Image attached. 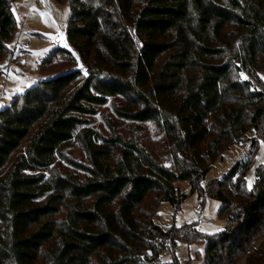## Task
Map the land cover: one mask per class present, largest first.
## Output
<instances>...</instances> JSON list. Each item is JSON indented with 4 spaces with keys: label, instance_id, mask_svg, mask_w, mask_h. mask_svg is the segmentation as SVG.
Here are the masks:
<instances>
[{
    "label": "trees",
    "instance_id": "obj_1",
    "mask_svg": "<svg viewBox=\"0 0 264 264\" xmlns=\"http://www.w3.org/2000/svg\"><path fill=\"white\" fill-rule=\"evenodd\" d=\"M15 1L0 0V59L13 55ZM59 1L70 4L65 36L85 69L59 75L77 61L56 46L44 68L61 55L72 66L0 110V264H163L180 239L206 243L203 264H264V165L246 184L264 138V0ZM113 97L119 115L167 133L173 169L132 138L98 143L83 128V180L31 174L49 171L88 123L82 116ZM246 142L247 158L203 186L223 151ZM177 182L222 203V232L155 222L160 202L185 198Z\"/></svg>",
    "mask_w": 264,
    "mask_h": 264
},
{
    "label": "rangeland",
    "instance_id": "obj_2",
    "mask_svg": "<svg viewBox=\"0 0 264 264\" xmlns=\"http://www.w3.org/2000/svg\"><path fill=\"white\" fill-rule=\"evenodd\" d=\"M12 10L17 22V29L8 47L12 53L0 59V110L9 106L13 99L21 95L41 81L54 77L55 73L72 66L71 61L64 55L58 56L51 68H44L43 62L50 51L62 44L66 39V30L71 7L68 1L59 0H16ZM46 13L47 15H41ZM54 35L59 38L51 40L45 35ZM26 46L23 56L15 59L16 46ZM39 53V54H38ZM120 97H113L105 106L97 109L93 116H82L88 123L80 128L76 138L62 148L56 155L50 170L31 172V174L44 173L65 177L75 174L83 180L86 174L80 166H89L87 154L77 137L83 128H91L99 134L98 143L103 139L111 138L115 133L121 134L124 140L131 138L144 148L154 159L166 168L173 169L172 145L167 133L155 122H137L122 117L117 113L122 108ZM255 136V134H252ZM251 151V143H234L225 149L220 157L213 162L203 186L210 181L223 179L233 166L244 161ZM264 165V138L260 139L254 154L251 169L246 176V184L252 189L256 182V170ZM181 194L185 195L181 205L174 207L171 203L160 202L155 222L165 231L173 227L181 228L193 225L205 235H215L222 232L227 225V218L220 214L222 203L216 199L201 196L193 192L188 182L175 184ZM200 205V215L194 214V208ZM166 243L169 244L168 240ZM206 258V243L204 241L189 242L184 239L177 240L174 252L165 250L160 255L163 264H203ZM237 264H247V256H243Z\"/></svg>",
    "mask_w": 264,
    "mask_h": 264
},
{
    "label": "water",
    "instance_id": "obj_3",
    "mask_svg": "<svg viewBox=\"0 0 264 264\" xmlns=\"http://www.w3.org/2000/svg\"><path fill=\"white\" fill-rule=\"evenodd\" d=\"M45 36L50 38L51 40H55L56 38V36L49 34H46ZM60 47L75 58V60L77 61V65L61 72L59 75H66L68 73L79 72L85 69V63L82 57L72 48L67 39H64L62 41Z\"/></svg>",
    "mask_w": 264,
    "mask_h": 264
},
{
    "label": "built area",
    "instance_id": "obj_4",
    "mask_svg": "<svg viewBox=\"0 0 264 264\" xmlns=\"http://www.w3.org/2000/svg\"><path fill=\"white\" fill-rule=\"evenodd\" d=\"M26 52V46L22 45V44H18L16 46V49H15V53H14V57L15 59L21 57L24 55V53ZM201 206L200 205H197L195 208H194V214L196 215H200V211H201ZM169 242V240H168ZM158 241L156 242V245H158Z\"/></svg>",
    "mask_w": 264,
    "mask_h": 264
},
{
    "label": "snow or ice",
    "instance_id": "obj_5",
    "mask_svg": "<svg viewBox=\"0 0 264 264\" xmlns=\"http://www.w3.org/2000/svg\"><path fill=\"white\" fill-rule=\"evenodd\" d=\"M41 15H47L46 13H42ZM39 54V53H38Z\"/></svg>",
    "mask_w": 264,
    "mask_h": 264
},
{
    "label": "crops",
    "instance_id": "obj_6",
    "mask_svg": "<svg viewBox=\"0 0 264 264\" xmlns=\"http://www.w3.org/2000/svg\"><path fill=\"white\" fill-rule=\"evenodd\" d=\"M56 38L58 39L59 37H58V36H56Z\"/></svg>",
    "mask_w": 264,
    "mask_h": 264
}]
</instances>
